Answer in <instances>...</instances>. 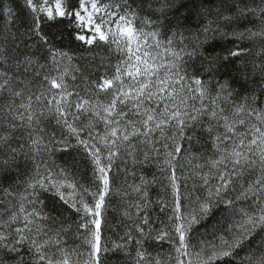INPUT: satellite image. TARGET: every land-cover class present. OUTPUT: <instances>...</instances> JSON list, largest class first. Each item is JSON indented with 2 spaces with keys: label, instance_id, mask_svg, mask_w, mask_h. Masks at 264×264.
Returning <instances> with one entry per match:
<instances>
[{
  "label": "snow or ice",
  "instance_id": "1",
  "mask_svg": "<svg viewBox=\"0 0 264 264\" xmlns=\"http://www.w3.org/2000/svg\"><path fill=\"white\" fill-rule=\"evenodd\" d=\"M10 4L0 264H264V0Z\"/></svg>",
  "mask_w": 264,
  "mask_h": 264
},
{
  "label": "trees",
  "instance_id": "2",
  "mask_svg": "<svg viewBox=\"0 0 264 264\" xmlns=\"http://www.w3.org/2000/svg\"><path fill=\"white\" fill-rule=\"evenodd\" d=\"M16 2H17V4L20 6V9H23V2H24V0H16ZM2 3H3V5H4L5 8L10 7V6H11V7H15L14 5H11V4H10V0H2ZM23 15H24V12L21 11V17H22V18H23ZM53 31H55V29H53ZM57 46H62V47H65L66 50H70V49H67V41H66V40H65V41H59V39H58V40H57ZM75 55H76L77 57H79L80 53L77 52V53H75ZM113 62H114V61H113ZM73 63H74V64H78V65H80L81 69L83 70V67H84L86 61H84V60H80V59H76V60L73 61ZM58 162H59V161H58ZM109 212L111 213L112 210L110 209ZM120 222H121V221H120V216H119V214H116V219L113 220L112 223H113L114 225H119ZM116 230H117L118 232H121V233L123 232V228H122V227H117ZM114 238H115V237H114ZM113 264H116V262L113 261Z\"/></svg>",
  "mask_w": 264,
  "mask_h": 264
}]
</instances>
